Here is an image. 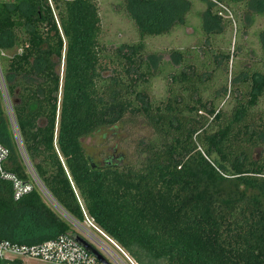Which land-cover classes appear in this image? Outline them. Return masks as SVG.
<instances>
[{
    "label": "trees",
    "instance_id": "1",
    "mask_svg": "<svg viewBox=\"0 0 264 264\" xmlns=\"http://www.w3.org/2000/svg\"><path fill=\"white\" fill-rule=\"evenodd\" d=\"M201 1L208 37L223 31L221 13L237 14L236 7L251 19L264 16V0ZM117 5L140 39L108 48L96 0L0 2L5 168L30 178L23 148L50 197L35 186L15 198L12 182L0 175V239L37 244L74 234L66 215L83 222L86 213L138 264H264V70L235 78L229 109L219 108L230 89L224 75L207 90L215 80L206 76L214 49L203 50L209 62L197 50L172 49L174 63L162 64L146 51L145 37L183 24L193 1ZM260 41L264 60V29ZM220 55L229 60V52ZM166 63L167 94L157 99L150 86ZM108 64L112 74L105 76ZM127 116L149 130L134 139L131 156L87 152L85 137ZM220 185L235 187L215 194Z\"/></svg>",
    "mask_w": 264,
    "mask_h": 264
},
{
    "label": "rangeland",
    "instance_id": "2",
    "mask_svg": "<svg viewBox=\"0 0 264 264\" xmlns=\"http://www.w3.org/2000/svg\"><path fill=\"white\" fill-rule=\"evenodd\" d=\"M119 1L96 0L101 16V39L108 48H115L122 43L137 42L140 39L134 22L128 17L123 7L117 5ZM192 1L193 7L186 15V21L183 24L176 26L169 34L145 37L144 42L147 52L156 53L161 64L162 61L174 63L170 51L172 49L184 50L189 48L193 51L197 50V53L202 56L201 60L209 62L203 50L207 53L211 51L210 49H214L218 55L211 54L212 57L215 56L211 63H209V69L207 68L208 71L206 72V76L209 77L212 75L215 77V83L214 81H210V84L207 86V90L209 91L216 90V86L219 85L218 83L224 75L228 77V89H230L235 78H239L236 81L240 80L243 73L248 71L251 74L254 71L264 70L260 41L261 30L264 29V16L253 14V19H251L250 17L244 16L245 11L243 8L238 9L236 7L237 14L231 11L221 13L226 21L223 31L215 32L208 37L203 29L202 22V15L206 5L201 0ZM221 52H229V60H225L220 55ZM195 54L196 52H193V55ZM225 65H227V68H225ZM170 66L169 63H166L164 70H162L163 74L153 79L151 83L150 92L157 99H162L167 94V79L164 76L171 70ZM217 66L219 68L217 70L214 69ZM111 69L112 65L108 64L103 74L105 76L112 74ZM63 72L64 59L61 61L60 67L62 77ZM236 83L245 89L242 81ZM233 92L230 89L223 100H217V102L220 101L219 108L229 109L233 101ZM262 110L264 111V98L261 100L258 108V111ZM121 125H113L85 137L84 145L87 152L97 159L113 150L125 151L131 156L134 139L148 135L149 130L141 125V119H131L128 116ZM261 153H263L262 149L257 148L254 150V155L257 157ZM234 187L233 185L228 187L220 185L217 188L219 192L217 191L218 193L215 194L226 195V193H232L231 188ZM247 191L248 193H254L251 190ZM100 235L103 237L101 233ZM130 257L133 259L132 256ZM127 260L130 263L128 258ZM36 262L38 264H48L46 262Z\"/></svg>",
    "mask_w": 264,
    "mask_h": 264
},
{
    "label": "built area",
    "instance_id": "3",
    "mask_svg": "<svg viewBox=\"0 0 264 264\" xmlns=\"http://www.w3.org/2000/svg\"><path fill=\"white\" fill-rule=\"evenodd\" d=\"M1 1L10 0H0V2ZM18 50L21 51L22 49L19 48ZM2 54H4V52H2ZM0 91L5 100L8 101V91L6 89L1 65ZM10 116H13L11 109ZM9 154V148L0 142V175L12 182L14 197L18 198L28 193L36 186L46 197L50 198L23 148H21V154L30 177L28 180L21 178L16 173L5 168V163ZM66 218L76 228V233H79L90 242L108 260V264H137L136 260L134 258L132 259L129 253L99 228L93 219L86 213L83 222L69 215H66ZM72 235L73 234H62L37 244H26L11 241L9 239H0V264H38L36 261L46 262L48 264H106L76 241Z\"/></svg>",
    "mask_w": 264,
    "mask_h": 264
},
{
    "label": "water",
    "instance_id": "4",
    "mask_svg": "<svg viewBox=\"0 0 264 264\" xmlns=\"http://www.w3.org/2000/svg\"><path fill=\"white\" fill-rule=\"evenodd\" d=\"M72 237L78 241L81 245H83L87 250H89L94 256H96L100 261L108 264V260L90 243L88 242L82 235L79 233H74Z\"/></svg>",
    "mask_w": 264,
    "mask_h": 264
}]
</instances>
